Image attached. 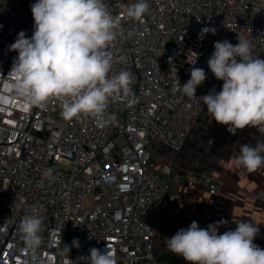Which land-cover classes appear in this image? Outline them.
Instances as JSON below:
<instances>
[{
  "label": "built area",
  "instance_id": "built-area-1",
  "mask_svg": "<svg viewBox=\"0 0 264 264\" xmlns=\"http://www.w3.org/2000/svg\"><path fill=\"white\" fill-rule=\"evenodd\" d=\"M135 2L105 0L120 19L108 49L110 75L133 74L128 99L134 103L110 98L101 122L87 115L65 120L55 97L37 107L15 96L9 73L18 53L9 48L19 32L32 36L35 0H0V264H84L78 258L107 245L117 264H174L155 249L156 224L173 185L203 184L212 195L225 185L158 167L153 153L178 152L206 106L175 91L177 78L183 86L192 68H202L206 80L196 97L222 89L207 63L214 42L235 45L239 34L264 59V0H148L149 11L133 20L124 13ZM203 27L215 34L201 40ZM33 209L43 217L35 252L18 231ZM67 233L78 235L79 248L65 241Z\"/></svg>",
  "mask_w": 264,
  "mask_h": 264
},
{
  "label": "clouds",
  "instance_id": "clouds-1",
  "mask_svg": "<svg viewBox=\"0 0 264 264\" xmlns=\"http://www.w3.org/2000/svg\"><path fill=\"white\" fill-rule=\"evenodd\" d=\"M34 31L28 38L18 33L10 51H16L9 76L15 96L28 106L43 107L50 98L62 102L61 115L72 120L81 115L103 121L110 98L131 97L134 76L127 70L111 74L113 56L108 50L120 28V19L109 10L105 0H35L30 5ZM149 11L148 0H136L125 7L126 17L142 20ZM214 28L203 27L198 34H215ZM238 43L214 42V52L207 63L222 89L196 97V89L206 80L202 68H192L190 79L175 91L189 99H199L207 106L212 119L236 130L254 127L264 134V59L254 54L252 42L238 34ZM239 58V59H238ZM195 64V63H193ZM134 100L128 99L131 105ZM235 164L249 173L264 168V142L240 146ZM25 215L18 231L26 248L35 252L41 245L43 217ZM226 221L199 227L193 221L166 238L167 249L182 256L188 264H264V249L253 243L259 228L240 221L236 229L218 234ZM4 229H0L3 231ZM73 246L79 248V241ZM70 249L66 245V252ZM90 255L78 259L84 264H117L114 249L89 250ZM71 264H74L71 261Z\"/></svg>",
  "mask_w": 264,
  "mask_h": 264
},
{
  "label": "crops",
  "instance_id": "crops-1",
  "mask_svg": "<svg viewBox=\"0 0 264 264\" xmlns=\"http://www.w3.org/2000/svg\"><path fill=\"white\" fill-rule=\"evenodd\" d=\"M227 127L212 119L205 106L178 152L160 147L153 153L158 167L171 165L186 175L204 174L225 180L218 195H212L203 184L183 181L173 185L172 194L166 198L167 208L156 224L155 249L161 258L176 255L167 249L166 238L193 221L201 228L226 221L219 226L218 234L234 231L240 221L251 222L259 228L253 243L264 249V168L249 173L235 164L240 146L264 142V134L254 127H245L233 135Z\"/></svg>",
  "mask_w": 264,
  "mask_h": 264
},
{
  "label": "trees",
  "instance_id": "trees-1",
  "mask_svg": "<svg viewBox=\"0 0 264 264\" xmlns=\"http://www.w3.org/2000/svg\"><path fill=\"white\" fill-rule=\"evenodd\" d=\"M162 259H167L168 261L174 264H188V262L185 261L183 257L176 255H169L168 257L166 256L165 258Z\"/></svg>",
  "mask_w": 264,
  "mask_h": 264
},
{
  "label": "rangeland",
  "instance_id": "rangeland-1",
  "mask_svg": "<svg viewBox=\"0 0 264 264\" xmlns=\"http://www.w3.org/2000/svg\"><path fill=\"white\" fill-rule=\"evenodd\" d=\"M77 239H78V235L77 234H73V233H67V234H65V241L66 242H72L73 243V241L74 240H77Z\"/></svg>",
  "mask_w": 264,
  "mask_h": 264
}]
</instances>
